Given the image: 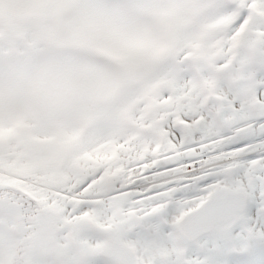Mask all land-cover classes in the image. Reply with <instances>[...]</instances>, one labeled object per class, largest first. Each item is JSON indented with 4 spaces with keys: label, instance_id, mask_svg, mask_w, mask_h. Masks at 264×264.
<instances>
[{
    "label": "snow or ice",
    "instance_id": "snow-or-ice-1",
    "mask_svg": "<svg viewBox=\"0 0 264 264\" xmlns=\"http://www.w3.org/2000/svg\"><path fill=\"white\" fill-rule=\"evenodd\" d=\"M0 264H264V0H0Z\"/></svg>",
    "mask_w": 264,
    "mask_h": 264
}]
</instances>
